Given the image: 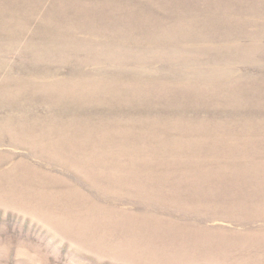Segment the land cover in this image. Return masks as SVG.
<instances>
[{"label":"rangeland","instance_id":"rangeland-1","mask_svg":"<svg viewBox=\"0 0 264 264\" xmlns=\"http://www.w3.org/2000/svg\"><path fill=\"white\" fill-rule=\"evenodd\" d=\"M0 264H264V0H0Z\"/></svg>","mask_w":264,"mask_h":264},{"label":"bare ground","instance_id":"bare-ground-1","mask_svg":"<svg viewBox=\"0 0 264 264\" xmlns=\"http://www.w3.org/2000/svg\"><path fill=\"white\" fill-rule=\"evenodd\" d=\"M80 237H82V236H80ZM83 239H84V237H83ZM80 241V240H79ZM85 243H88L86 240L84 241Z\"/></svg>","mask_w":264,"mask_h":264}]
</instances>
